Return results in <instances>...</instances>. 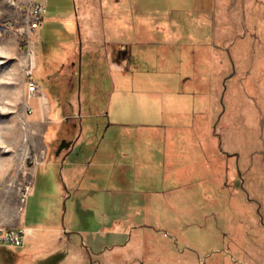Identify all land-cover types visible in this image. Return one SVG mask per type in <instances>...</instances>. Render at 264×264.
<instances>
[{
	"label": "rangeland",
	"instance_id": "rangeland-1",
	"mask_svg": "<svg viewBox=\"0 0 264 264\" xmlns=\"http://www.w3.org/2000/svg\"><path fill=\"white\" fill-rule=\"evenodd\" d=\"M69 1L50 0L46 18L55 15L54 5L68 8ZM26 14V0H0V223L32 227L39 238L28 235L21 248L0 246V264H60L62 249L81 245L87 238L81 231L96 228L97 209L86 217L78 213L80 206L93 207L88 203L92 184L107 190H100L97 198L112 197L109 190H127L126 197L139 199L141 207H151L147 218L136 220L148 226L145 264H264V89L258 86L254 95L260 100L255 102L246 97L244 89L252 80H262L264 85V75L259 76L252 60L232 55L225 62L230 72L222 84L229 89L234 86L235 96L230 107L226 101L221 103L231 115L221 119L218 127L223 123L230 127L234 137L229 149L237 155L221 157L218 143L215 146L204 138V105L197 95L213 80L216 62L197 59L198 47L190 44L188 28L179 41L170 43L150 29L139 36L134 29L130 35L144 44L135 71L128 75V91L113 94L102 131L87 135L90 143L97 140L98 151L93 165L85 168L89 171L66 167L64 184L60 167H43L59 163L73 145L59 153L63 117L48 120L39 106L43 99L37 97L32 101L34 113L27 116L25 111L24 57L31 39L24 24ZM173 15L184 22L180 13ZM204 39L206 45L216 42L211 29ZM151 55L155 56L152 60L148 59ZM36 81L49 96L57 94L43 69L37 72ZM182 87L192 90L193 95L181 99L196 103V111L163 115L157 106L164 96L149 89L174 91ZM62 94L72 98L71 92ZM54 110L69 116L77 112L73 107ZM78 150L76 147L75 152ZM121 166L127 180L123 187ZM230 167L235 172L228 174ZM37 169L41 170L35 177ZM29 183L33 191L20 213V196ZM114 208L118 209L115 214L123 211L118 204ZM58 229L72 233L67 242H60L58 235L53 240L44 238ZM135 240L136 236L130 245Z\"/></svg>",
	"mask_w": 264,
	"mask_h": 264
},
{
	"label": "crops",
	"instance_id": "crops-1",
	"mask_svg": "<svg viewBox=\"0 0 264 264\" xmlns=\"http://www.w3.org/2000/svg\"><path fill=\"white\" fill-rule=\"evenodd\" d=\"M46 4L48 14L50 0H46ZM52 8L55 15L47 19L46 14L40 30L30 39L36 74L39 69H43L48 84L54 85L57 93L49 96L37 83L35 74V81L40 88L39 98L43 99L39 106L44 109L48 120L55 122L63 117L64 125L71 122L69 127L76 137L69 143L71 145L73 142V145L65 150L59 163L52 162L43 167H60V177L64 182L63 171L66 167L74 168V171L82 168L81 172L84 173L89 171L86 167L93 165L98 156L95 148L97 140L94 144L90 143L87 135L102 131L101 127L109 116L108 110L113 106V94L119 90L128 91V75L135 71L136 60H140L143 52L144 43L136 35H130L134 29L137 30V36L141 31L150 29L162 35L165 43H170L179 41L184 28H188L190 44L194 43L198 47L197 59H204L206 63L216 62L213 80L197 94L204 105V138L215 146L218 143L221 157H226V153L231 154L229 141H232L234 133L225 123L222 128L218 127L221 119L231 115L221 103L226 101L230 107L235 96V87L229 89L224 85L226 73L230 72L225 62L232 55L238 59H250L259 76L264 75V0H70L68 8L60 5ZM62 9H65L63 13ZM174 12L180 13L184 22L174 16ZM209 29L216 39L212 45H206L204 39ZM148 42L152 43L153 39L149 38ZM148 52L154 53L153 50ZM153 55L148 59H154ZM261 82L252 80L244 85L246 97L252 102L260 100L254 94L260 90L258 86L264 89ZM149 90L151 93L160 92L162 98L164 96L157 106L163 115L168 112L174 114L176 110L179 115L186 114L185 111L194 113L198 108L196 103L194 105L191 101L181 99L187 94L193 95L190 88ZM230 90L232 94H228ZM66 91L72 93V98H65L62 93ZM65 107L76 108V114L69 116L62 113L66 115L62 116L60 110H54ZM76 147L79 148L78 153L75 152ZM231 155L237 154L233 152ZM40 170H36L35 177ZM227 171L228 174L235 172L231 167ZM120 172L123 187L127 184L124 167H120ZM100 190L107 192L105 187L103 190V187L92 184L88 189V203L93 207L80 206L78 209L82 217L94 215L97 209L96 228L81 231L87 238H83L81 245H69L62 249L64 255L58 263L145 264L148 226L138 224L136 220L139 217L147 218L151 207H141L139 199L126 197L124 194L127 190H109L112 197L97 198ZM119 192L123 195L115 197L114 194ZM65 193L68 194L67 188ZM115 204L120 205L123 210L121 213H113L118 210L114 208ZM125 225L127 229L123 228ZM25 229L31 230L29 233L32 237L39 238L37 229L26 226ZM70 234L66 229H58L44 235V238L53 240L58 235L60 242H67ZM167 235L164 233V236ZM134 236L136 240L130 245Z\"/></svg>",
	"mask_w": 264,
	"mask_h": 264
},
{
	"label": "built area",
	"instance_id": "built-area-1",
	"mask_svg": "<svg viewBox=\"0 0 264 264\" xmlns=\"http://www.w3.org/2000/svg\"><path fill=\"white\" fill-rule=\"evenodd\" d=\"M26 20L24 22L27 34L31 38L36 32H38L42 26L44 18L47 14V4L46 0H26ZM24 77L26 80V93L24 106L27 116H31L35 109L32 105V101L40 95V88L35 81V55L32 48V43L30 40L29 52L26 57H24ZM34 163H38V159L30 158ZM33 185L32 183L26 184L22 190L20 196V208L19 212L24 213L27 199L32 193ZM30 235L29 231L25 228L18 227H8L0 223V246L9 247H22L26 241V238Z\"/></svg>",
	"mask_w": 264,
	"mask_h": 264
},
{
	"label": "flooded vegetation",
	"instance_id": "flooded-vegetation-1",
	"mask_svg": "<svg viewBox=\"0 0 264 264\" xmlns=\"http://www.w3.org/2000/svg\"><path fill=\"white\" fill-rule=\"evenodd\" d=\"M66 126L67 125H64L62 127V130H61L62 134L60 135V139H59L61 145H65L64 143L68 144V142H67L68 141V137L65 136L66 135V131L64 130Z\"/></svg>",
	"mask_w": 264,
	"mask_h": 264
},
{
	"label": "trees",
	"instance_id": "trees-1",
	"mask_svg": "<svg viewBox=\"0 0 264 264\" xmlns=\"http://www.w3.org/2000/svg\"><path fill=\"white\" fill-rule=\"evenodd\" d=\"M62 134V131L60 132V135ZM68 137V143H70L73 139V136H74V131L72 128H70L67 132H66V135ZM66 144V143H64ZM59 146L61 147L62 145L60 144V141H59Z\"/></svg>",
	"mask_w": 264,
	"mask_h": 264
},
{
	"label": "water",
	"instance_id": "water-1",
	"mask_svg": "<svg viewBox=\"0 0 264 264\" xmlns=\"http://www.w3.org/2000/svg\"><path fill=\"white\" fill-rule=\"evenodd\" d=\"M70 146V144L68 143V144H65V145H62L61 147H60V151H59V153L62 151V149H64V148H68Z\"/></svg>",
	"mask_w": 264,
	"mask_h": 264
},
{
	"label": "bare ground",
	"instance_id": "bare-ground-1",
	"mask_svg": "<svg viewBox=\"0 0 264 264\" xmlns=\"http://www.w3.org/2000/svg\"><path fill=\"white\" fill-rule=\"evenodd\" d=\"M29 231H31V230H29Z\"/></svg>",
	"mask_w": 264,
	"mask_h": 264
}]
</instances>
